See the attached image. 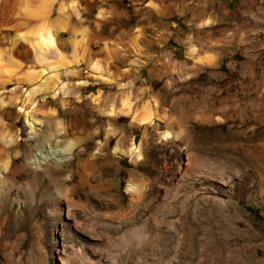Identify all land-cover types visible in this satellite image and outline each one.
<instances>
[{
    "label": "rangeland",
    "instance_id": "1",
    "mask_svg": "<svg viewBox=\"0 0 264 264\" xmlns=\"http://www.w3.org/2000/svg\"><path fill=\"white\" fill-rule=\"evenodd\" d=\"M204 1L55 0L51 17L59 15L61 2L76 3L84 19L82 26L92 32L89 54H80V48L77 53L80 77L88 78L90 84L78 98L71 97L72 106L78 108L75 115L87 127L99 125L97 120L110 104L115 102L119 109L127 96L135 106L157 99L160 107L170 109L171 119L178 121L172 123L173 152L166 157L172 190L165 207L160 210L161 200L154 212L172 219L173 227L167 229L172 236L168 247L172 255L167 264H264V0H213V7L207 11H196V5ZM150 10L152 17L148 18ZM162 10L167 13L165 18H161L165 16ZM100 12L104 15L99 23L96 16ZM131 19L135 21L128 24ZM77 33L76 38H81V33ZM133 39L140 45L130 49ZM104 43L108 47L120 46V55L110 60L120 87L116 81L95 83L87 77H92L87 72L89 60L104 67ZM68 52V58L75 56L71 50ZM99 94L95 107L92 99ZM167 127L160 123L161 131L168 130ZM179 128L183 129L177 133ZM136 134L140 141L142 131L136 130ZM184 143L202 161L194 170L197 175L212 177L224 173L234 178L229 197L202 195L199 184H193L192 175L184 176L176 184L177 151ZM145 150L149 157L142 164L144 168L156 175L164 171L165 158L156 132L151 133ZM89 156L83 154L82 159ZM119 160L120 168L111 154L90 157V179L97 184L100 172L104 184L118 186L119 208L131 218L143 205L133 208L130 204L125 189L128 175L135 167L127 157ZM41 226L51 252L48 222L42 221ZM27 232L23 249L16 247L12 251L18 264H34V254L29 250L33 239L31 221L27 222ZM22 251L25 258L21 257ZM4 260L0 240V264ZM48 263H54L51 257Z\"/></svg>",
    "mask_w": 264,
    "mask_h": 264
},
{
    "label": "bare ground",
    "instance_id": "2",
    "mask_svg": "<svg viewBox=\"0 0 264 264\" xmlns=\"http://www.w3.org/2000/svg\"><path fill=\"white\" fill-rule=\"evenodd\" d=\"M53 1L0 0V240L5 258L2 264H18L12 251L16 247L23 249L29 221L33 228L29 250L34 254V264H49L48 257L53 264H167L172 255L168 248L172 236L167 231L173 227L172 219L154 212L161 200L160 210L165 207L172 190L166 167L167 154L173 152L170 137L175 121L170 109L160 107L157 99L135 106L127 96L119 109L115 102L110 104L97 120L99 125L87 127L75 115L78 108L72 106L71 97H77L90 84L88 78L80 77L77 53L80 48V54H87L92 32L82 26L83 16L76 3L61 2L59 15L52 18ZM213 5V0H205L195 10L205 12ZM148 14L151 18L152 11ZM161 14L165 15L161 18L167 16L165 10ZM103 15L100 12L96 16L99 23ZM77 32L82 35L79 39ZM129 44L130 49L140 45L136 39ZM69 50L75 55L73 58L65 55ZM103 51L104 67L89 60L87 72L92 77H87L95 83L116 81L120 87L118 76L110 67V60L121 53L120 46L108 47L104 43ZM100 94L92 99L95 107ZM161 122L168 130H160ZM136 130L143 133L140 141ZM152 132L158 134L165 158L164 171L158 175L142 165L149 157L145 145L151 141ZM184 144L176 150V184L184 176L192 175L193 184H199L206 197L217 199L232 193L234 178L230 175L196 174L194 170L202 161ZM86 153L89 158L82 159ZM108 154L118 168L120 157H127L135 167L128 175L125 191L133 208L143 207L131 218L119 208L118 186L104 184L100 172L99 182H91L90 157L103 158ZM156 179H160L159 183L154 182ZM45 220L51 252L41 228ZM22 253L24 257L25 252Z\"/></svg>",
    "mask_w": 264,
    "mask_h": 264
}]
</instances>
